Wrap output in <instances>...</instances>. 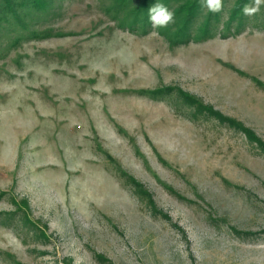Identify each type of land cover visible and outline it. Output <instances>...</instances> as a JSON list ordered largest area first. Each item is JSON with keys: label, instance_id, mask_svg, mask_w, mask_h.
<instances>
[{"label": "rangeland", "instance_id": "rangeland-1", "mask_svg": "<svg viewBox=\"0 0 264 264\" xmlns=\"http://www.w3.org/2000/svg\"><path fill=\"white\" fill-rule=\"evenodd\" d=\"M202 3L0 0V264H264V4Z\"/></svg>", "mask_w": 264, "mask_h": 264}, {"label": "clouds", "instance_id": "clouds-1", "mask_svg": "<svg viewBox=\"0 0 264 264\" xmlns=\"http://www.w3.org/2000/svg\"><path fill=\"white\" fill-rule=\"evenodd\" d=\"M264 0H253V4L245 5L243 15L253 16L260 11ZM201 7L206 8L208 12L213 14L223 10L222 0H203ZM174 12L163 3H156L148 10V17L153 29L167 28L174 22Z\"/></svg>", "mask_w": 264, "mask_h": 264}, {"label": "trees", "instance_id": "trees-1", "mask_svg": "<svg viewBox=\"0 0 264 264\" xmlns=\"http://www.w3.org/2000/svg\"><path fill=\"white\" fill-rule=\"evenodd\" d=\"M237 8H239V7H237ZM249 138L250 139H252V136H250L249 135ZM254 138L256 139V137L254 136ZM257 140H259L258 138H257ZM260 141V140H259ZM262 142V141H261ZM258 143V142H257ZM262 143H264V142H262ZM260 144V148L262 149V150H264V145L263 144H261V143H259ZM260 153H263V152H260ZM44 234V233H43ZM238 234H240V233H238ZM246 236H249L250 234H245Z\"/></svg>", "mask_w": 264, "mask_h": 264}]
</instances>
